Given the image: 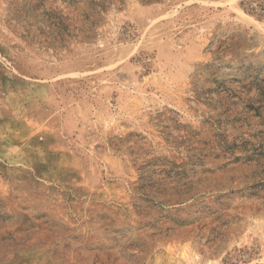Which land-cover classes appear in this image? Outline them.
I'll list each match as a JSON object with an SVG mask.
<instances>
[{
	"label": "rangeland",
	"instance_id": "374dc122",
	"mask_svg": "<svg viewBox=\"0 0 264 264\" xmlns=\"http://www.w3.org/2000/svg\"><path fill=\"white\" fill-rule=\"evenodd\" d=\"M0 264H264V0H0Z\"/></svg>",
	"mask_w": 264,
	"mask_h": 264
}]
</instances>
